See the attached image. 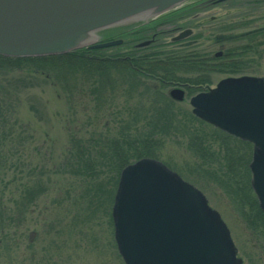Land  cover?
Returning <instances> with one entry per match:
<instances>
[{
    "label": "trees",
    "instance_id": "16d2710c",
    "mask_svg": "<svg viewBox=\"0 0 264 264\" xmlns=\"http://www.w3.org/2000/svg\"><path fill=\"white\" fill-rule=\"evenodd\" d=\"M199 1L202 0H190L189 3L146 24L124 31L120 36L123 42L119 45L105 48L84 47L46 56L0 55V72L4 75L17 71L44 74V80H49L58 87L71 110L79 104L77 101L80 98L86 97V105H93L90 110L93 114L88 115L83 110L86 123L96 122L108 115L115 102L122 100L124 104L132 105L127 108L129 113L125 117L120 110L116 113L117 127L114 136H109V125L88 128L90 123H85L69 131L68 148L63 156L64 165L68 173L73 174L77 180L79 191L84 193L90 205L93 201L100 204L102 200H113L119 173L125 165L141 157L160 160L159 151L165 140L180 135L187 139V147L201 161L200 166L217 169L222 174V189L230 199L240 200V213L247 215L246 228L256 234L254 237L260 239V249L262 246L263 250L264 214L250 187L248 163L251 159V144L214 127L215 134L200 132L193 121L198 124L207 123L196 118L191 111L178 106L167 93L171 85L185 80L207 83L208 79L204 75H207L206 71H212V65L217 66L218 72H237L246 69L247 62L261 61V57L255 58L254 51H250L241 59L212 64L210 58L200 57L201 53L197 50L186 51L173 42L135 47V43L146 39L156 27L161 26L167 31L181 26L186 22L183 17L197 10ZM251 37L250 43L254 41ZM249 45L251 47L248 48L253 47V44ZM7 86L0 84L2 98H10L11 88L8 81ZM192 93L187 91L188 96ZM3 109L5 106L0 104V172L7 169L5 137L2 136ZM73 113L77 115L76 111ZM117 115L121 119H117ZM161 161L169 168L176 169L166 161ZM41 176V171L33 174L28 179L29 183L14 196L11 206L0 204L1 233L13 224L9 222L10 219L16 218L18 225L22 223L31 204L45 193L47 189ZM262 256L264 257V251Z\"/></svg>",
    "mask_w": 264,
    "mask_h": 264
},
{
    "label": "water",
    "instance_id": "95a60500",
    "mask_svg": "<svg viewBox=\"0 0 264 264\" xmlns=\"http://www.w3.org/2000/svg\"><path fill=\"white\" fill-rule=\"evenodd\" d=\"M188 0H0V55L46 56L105 48L107 28L124 32ZM183 29L170 37L181 40ZM152 41L145 39L136 47ZM171 99L184 91L173 87ZM194 116L252 145L250 187L264 214V78L227 76L189 97ZM113 237L124 264H242L226 223L201 190L152 157L125 165L111 207Z\"/></svg>",
    "mask_w": 264,
    "mask_h": 264
},
{
    "label": "rangeland",
    "instance_id": "374dc122",
    "mask_svg": "<svg viewBox=\"0 0 264 264\" xmlns=\"http://www.w3.org/2000/svg\"><path fill=\"white\" fill-rule=\"evenodd\" d=\"M206 13L208 20L212 17L224 24L246 23L235 26L234 30L225 29L226 34H237L230 41L234 46L246 40L241 32L264 27V0H230L207 7ZM215 23L201 27L204 36L199 37L198 43L204 52L209 50L211 43L207 31L220 33L219 25ZM127 26L107 28L100 36L120 38L119 32ZM170 36L168 33L161 35L159 42L168 43ZM260 39L264 46V36ZM233 73L264 78V57L261 61L247 62L246 69ZM44 76L33 72L25 74L23 71L7 75L0 72V84L8 87V81L11 88L10 98H2L3 93L0 94V104L5 106L2 111V136L5 137L4 152L7 156V169L0 172V204L11 206L17 192L19 194L29 183L28 179L39 171L47 189L31 204L22 223L18 225L16 218L10 219L9 222L13 223L10 228L0 232V264H124L113 237V200H102L100 204L93 201L90 205L84 193L79 191L73 174L68 173L63 160L70 129L87 122L83 110L88 115L93 114L90 111L93 105H86L87 99L83 97L71 110L62 92L49 80H44ZM223 77H226L223 73H211L207 86L213 87ZM187 99L188 96L177 104L190 111ZM120 102L112 105L114 107L108 115L96 122L86 123H90L88 128L109 125V136H114L116 113L120 110L125 117L129 113L127 108L132 106L130 103L124 104L122 100ZM117 119H121V116L117 115ZM193 123L200 132L215 134L209 124ZM187 143V139L180 135L166 139L159 151L160 160L176 168L171 167L184 180L201 190L208 204L220 213L230 230L238 255L243 258L242 264H264V249L261 250L262 246L260 249V239L254 237L256 234L246 228V213L243 215L238 208L240 200H232L225 194L222 174L217 169L200 166L201 161L193 156Z\"/></svg>",
    "mask_w": 264,
    "mask_h": 264
},
{
    "label": "flooded vegetation",
    "instance_id": "af4514ba",
    "mask_svg": "<svg viewBox=\"0 0 264 264\" xmlns=\"http://www.w3.org/2000/svg\"><path fill=\"white\" fill-rule=\"evenodd\" d=\"M189 1L190 0H188L187 3H189ZM226 1L228 2L230 0H202V1H199L198 5L196 6L197 10L194 13H191L190 15H185L183 17V21H186L185 23H183L181 26H176V27L170 28L167 31L162 29L161 26L156 27V30L153 32H150L149 36L146 38V39L152 38V41L144 47H147V46H150L152 44L159 42L158 37L165 34V33L171 34V36H172L180 30L190 28L192 30V33L190 35H188L187 37H185L181 40H178V41H170L169 40V42H173L175 44L177 43V45L180 46V48H183L186 51H190L193 49H195V50L200 49V51L197 50V52L201 53L200 57H204V58H208V59L210 58L211 59L210 62H212V64L220 63L224 60L233 61L236 59H241V58H243V56L248 55V53H250V51H254L255 58H259V56H260L262 59L264 57V48H262V47H264V46H262L263 43H262V40L260 39V37L264 36V27L259 28V29L255 28L257 30L252 29V30H247V31L241 32V35H243L244 39H246V40L243 43H240L239 45L234 46V45L230 44V41L233 40L234 37L237 36V34L236 33L226 34V33H224L225 29L234 30L235 26L240 27L241 26L240 24H243V23H244L243 24V26H244V25H246V23L245 22H243V23L239 22L237 24L235 22H230V23L224 24V23L218 22V20L217 21L213 20L212 17H210L209 20L207 19L208 18V14L206 13L207 7H209V6L214 7L217 4H221V3H224ZM216 19H218V18H216ZM211 22H216L215 24L218 23L219 26L218 25H216V26L219 27L220 33L216 34L212 30L207 31L208 32V34H207L208 38L211 37V43H210L209 50H207V52H204L202 49V46H200L198 43L199 39H200L199 37L204 36V35H202L203 29L201 27L204 26L205 24L211 23ZM193 36H195V38ZM250 36H252L251 38L254 39V41H252L251 43L249 42ZM249 44H253L252 45L253 47L248 48V47H251ZM260 47H261V50H260ZM136 48H143V47H136ZM212 66H214L213 69H210L212 71H206V73H207L206 78L207 79H208V77H210L211 73H223V74H225L226 77L227 76H237V74H234L233 71H230V70H222L221 72H218L217 66H215V65H212ZM212 66H210V67H212ZM238 75H241V74H238ZM205 84L206 85H204V83H200V82L197 83V80H196V82H193V79L192 80L191 79L185 80V81L179 82L177 84L171 85L168 88L167 93L171 88L179 87L184 91V99H185V97L187 98V96H188L187 91H192L193 93L191 95H193L197 92L209 89L206 82H205ZM191 95H189L188 98ZM183 101L184 100L175 101V102L179 103V102H183ZM187 102L189 104L188 99H187Z\"/></svg>",
    "mask_w": 264,
    "mask_h": 264
}]
</instances>
